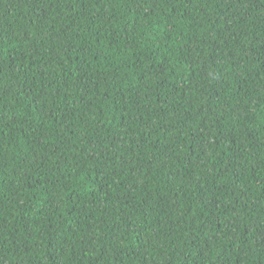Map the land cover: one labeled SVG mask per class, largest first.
<instances>
[{
  "label": "trees",
  "instance_id": "obj_1",
  "mask_svg": "<svg viewBox=\"0 0 264 264\" xmlns=\"http://www.w3.org/2000/svg\"><path fill=\"white\" fill-rule=\"evenodd\" d=\"M0 264H264V0H0Z\"/></svg>",
  "mask_w": 264,
  "mask_h": 264
}]
</instances>
